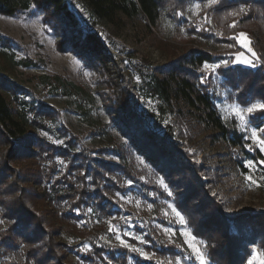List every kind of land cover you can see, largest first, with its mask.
Instances as JSON below:
<instances>
[{"label":"rangeland","instance_id":"obj_1","mask_svg":"<svg viewBox=\"0 0 264 264\" xmlns=\"http://www.w3.org/2000/svg\"><path fill=\"white\" fill-rule=\"evenodd\" d=\"M174 1H166L158 24L152 25L143 14L128 17L120 13L115 22L97 19L84 0H67L82 32H96L103 39L111 59L108 66L65 44L62 31L46 21L43 11L35 5L14 15L0 14V74L16 86L2 89L11 105L23 107L29 118L35 115L37 105L49 106L55 113L37 125L39 134L57 145H64L72 136L79 138L77 147L84 144L92 158L127 166L126 172L119 168L110 173L113 186L101 176L111 188L106 191L114 203L111 214L104 215L96 205L88 204L76 207L74 215L65 220L51 215L61 226L56 240L65 243L61 252L69 264H94L87 257L91 243L72 230L88 231L101 225L109 231L100 236L98 243L123 247L116 238L119 235L129 245L149 254L150 258H145L127 248L128 264H134L137 258L161 264H201L195 248L203 253L204 264H220L212 254L220 256L226 249L230 258L236 253L244 264L250 260L252 264H264V165L258 163L264 160V151L252 138V130L256 129L257 136L264 139V132L259 131L264 122L255 121L257 112L244 114L242 121L235 111L236 105L247 107L262 100L240 102L219 71L223 61L251 67L234 62L239 54H243L241 59H252L251 54L237 39L224 37V28L216 19L225 20V14L219 15L211 7L204 9L207 0H186L178 7H173ZM196 3L201 4L199 12L194 7ZM202 29L208 38L199 33ZM241 32L250 37L247 31H239L235 37ZM190 48L214 52L215 61L204 63L199 70L201 80L226 123L244 140L241 146L228 144L215 129L201 122L195 111L180 103V116L170 113L163 118L170 124L179 152L189 160V169L174 173L158 168L147 155L130 146L117 125L116 108L123 95L137 98L138 71L164 66ZM213 65L218 67L213 69ZM45 76L52 83L43 81ZM57 77L61 78L59 84ZM153 106V100L141 98L138 109L146 114L147 108ZM112 143L125 148L121 157L111 147L104 149ZM249 161L254 162L252 166ZM56 162L53 177L45 179L43 185H52L53 179L65 172L68 161L58 155ZM56 204L59 211L71 210L66 201ZM38 205L43 207L42 202ZM176 212L183 216V222ZM212 213L217 214L216 228L211 227ZM0 220V229L14 221L6 215L2 202ZM236 221L242 225L240 228ZM221 224H230L231 232L240 238L230 241L225 228L217 227ZM153 246H164L166 255ZM19 259L17 253L9 252L0 264H20ZM96 259L105 264L99 256Z\"/></svg>","mask_w":264,"mask_h":264},{"label":"trees","instance_id":"obj_2","mask_svg":"<svg viewBox=\"0 0 264 264\" xmlns=\"http://www.w3.org/2000/svg\"><path fill=\"white\" fill-rule=\"evenodd\" d=\"M84 1L97 19L115 22L120 13L128 17L143 14L152 25L158 24L161 10L167 3V0ZM183 1L186 0H175L176 5L173 7L183 5ZM32 5L43 11L45 20L52 22L55 29L62 31V41L65 44L75 47L81 55L94 56L107 66L110 65L111 59L103 39L96 32H82L79 20L67 0H0V14L14 15ZM242 6L247 11L236 18L229 17L231 11H238ZM210 9L219 15L225 14V20L220 17L216 20L224 28L227 40L230 37L234 40L239 31H247L260 58L256 68L240 64L222 65L219 71L224 76L225 83L243 104L257 99L264 102V0H218ZM233 21L236 26L230 27ZM199 33L206 35L205 38L209 37L203 29ZM215 59L211 50L190 48L164 66L138 71L139 86H133L138 89L137 95L135 94L137 98L122 96L116 108L117 125L128 137L130 146L147 155L158 168L169 169L174 173L189 169L188 158L179 152L170 132V124L163 119L170 113L175 117L180 116V103L195 111L199 120L215 129L228 144H243L244 136L226 123L208 86L201 80L200 68L204 63ZM47 78L49 77H43V81L52 83ZM57 80L59 84L61 78L57 77ZM9 87L16 88L0 74V202L6 206V215L14 219L6 228L0 229V261L9 252H15L19 255L20 264H69L66 262V255L61 252L65 243L56 240L61 229L56 219L65 220L69 215H74L76 207L88 204L96 205L104 215L111 214L114 203L106 191L111 189L110 186L115 181L110 173L119 168L126 172L127 166L112 160L92 158L90 149L84 144L77 147L80 140L73 136L64 145L49 141L36 128L37 125H42L45 117L53 118L55 112L42 103L34 108L33 118H29L23 107L12 106L9 102L2 90ZM141 98L154 101L153 108H147V115L138 109ZM257 113L255 121L264 122V111ZM110 147L120 157L125 153V148L115 143L104 149L108 150ZM58 155L68 161L66 170L53 179L52 185H43L45 179L51 180L53 177ZM81 170H84L83 173ZM101 176L112 182L108 183L110 186L102 182ZM64 201L70 204V212L57 209L56 203ZM39 202L43 203V207L38 205ZM216 216V213H212L210 219L214 221L211 223L214 228L218 222ZM235 224L237 228L242 226L238 221ZM217 227L225 228L224 232L230 241L240 238L231 232L230 224ZM72 231L91 243L92 248L87 257L92 263L99 264L96 259L99 256L105 264H128L130 251L127 248L98 243L100 236L108 233L107 226H92L88 231ZM153 248L163 255L167 253L164 246ZM215 256L212 254L213 259L220 264L245 263L236 253L230 258L228 249L220 256ZM134 264L161 263L137 258Z\"/></svg>","mask_w":264,"mask_h":264},{"label":"snow or ice","instance_id":"obj_3","mask_svg":"<svg viewBox=\"0 0 264 264\" xmlns=\"http://www.w3.org/2000/svg\"><path fill=\"white\" fill-rule=\"evenodd\" d=\"M218 3V0H207L206 3L203 4V8L207 9L212 7L214 4ZM195 9H197V11L199 12L201 10V4L200 3H196L194 5ZM247 11V9H245L243 6L240 7V9L238 11H233L230 12L228 15L230 16H237L240 13H243ZM205 17L207 18V14H205ZM236 26V22L233 21V23L230 25V27H235ZM234 39H237L240 44L247 49V51L251 54L252 59H249L247 57H244L243 59H241V55L243 54H239L237 55V59L236 61H234L235 63H243L246 65H249L251 67H256L257 66V62H259L260 58L257 56L256 52L254 51V49L251 47L252 41L251 38L248 37L247 33H239L236 37H234ZM255 61V62H254ZM224 66L228 65V61H223L222 62ZM205 67H209L208 65H205ZM213 69H215L216 67H218L217 65H213L211 66ZM235 111L237 112V114L240 116V119L243 121L244 120V114H251L257 111H264V102H256V103H252L250 106L247 107H241L240 105H236L235 106ZM260 132H264V128L259 129ZM46 135V134H45ZM252 138L257 140L260 148L262 151H264V139H261L260 137L257 136V130L253 129L252 130ZM254 162L249 161V166H252ZM260 165H264V160H261L258 162ZM248 179L251 181L252 177L249 176ZM254 182V181H253ZM131 183V182H129ZM161 183H163V181H161ZM166 187V185H165ZM169 195H171V193L169 192ZM149 207H151L149 205ZM175 211V209H173ZM176 215L180 217L181 221H184L183 216L180 215L179 212H176ZM0 223H3L2 220H0ZM113 231H115V229H112ZM167 231V230H166ZM118 240H120V243L123 247L125 248H130L131 251L133 252H137L139 253L141 256H144L145 258H150L149 254L144 252L141 248H136L133 247L131 245H129L125 240H123L119 235L116 237ZM145 243H147V241H144ZM190 247H194L192 245H190ZM87 250V248L85 249ZM197 252L198 258L201 260V264H204V256L203 253L200 252V250L198 248L194 249ZM255 254V253H254ZM249 264H252V261H249Z\"/></svg>","mask_w":264,"mask_h":264}]
</instances>
